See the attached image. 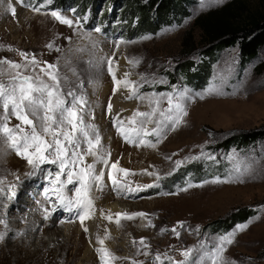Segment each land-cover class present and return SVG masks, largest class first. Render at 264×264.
Masks as SVG:
<instances>
[{
	"label": "rangeland",
	"instance_id": "rangeland-1",
	"mask_svg": "<svg viewBox=\"0 0 264 264\" xmlns=\"http://www.w3.org/2000/svg\"><path fill=\"white\" fill-rule=\"evenodd\" d=\"M229 1L199 0L190 8V17L179 25L161 28L154 34L142 31L126 39L119 34L96 32L98 27L86 29L80 23L82 18L68 11L60 13L73 20L71 27L53 18L50 11L35 12L18 0H0V60L23 64L25 59L19 53L24 52L28 59L34 56L40 66L45 62L56 64L61 77L66 78L61 81L62 90L74 91L87 100L86 122L98 129L103 149L111 154L110 164L118 161L119 168L134 173L125 177L110 164H96L97 171L104 168L105 176L102 190L93 187L90 193L94 204V214L89 219L94 229L90 240L75 214L57 206L55 194L48 191V174L54 176L57 166L44 164L32 174L26 160L0 140V264H100L95 250L100 246L97 237L106 235L110 238L105 240V246L117 257L112 264H156L157 254L162 264H170L165 255L171 258V264H197L221 237L210 234L208 226L224 222L244 209L251 210L252 216L222 235L235 232L233 243L224 246L223 260L264 264V140L243 148L231 147L227 152L212 150L231 136L264 130V68L257 71L264 64V48L256 59L241 67L237 46L221 50L205 81L185 83L190 89L183 85L177 90L175 83L182 77L178 73L173 76L185 61L179 52L183 37L191 32L193 18ZM245 1L251 8L259 3ZM9 2L16 9L15 16L7 10ZM100 13L101 8L96 16ZM113 21L119 25L117 19ZM192 33L197 42L199 30ZM49 44L53 45L51 49ZM109 57L114 61L117 79L123 80L128 73L127 79L135 82L136 95L132 99L127 98L129 88L122 87L113 94ZM193 60L200 63L197 57ZM0 67L6 69L7 65ZM207 67L210 69V63ZM22 71L39 74V68ZM172 77L175 83L170 82ZM8 78L0 76V82L7 83ZM169 93L181 97L187 115L175 130L165 126L159 142L155 136L145 137L156 145L154 148L137 147L118 135L113 126L117 114L127 125V118L134 112H150L157 107L149 103L150 98H155L160 103L154 119H160L159 111L169 106ZM109 100L111 115L107 111ZM131 105V112L125 114L123 107ZM18 123L9 116V127ZM146 127L151 129L155 124ZM177 161L181 162L179 167ZM93 162L91 156L85 158V163ZM189 164H201L203 174L190 171L180 177L171 194L144 195ZM108 171L132 189L154 186L132 192L114 190ZM216 178L229 182L212 183ZM43 189L47 197L42 196ZM65 195H75L73 185L65 189ZM115 202L129 208L114 212L106 207ZM136 212L146 216L121 219L119 225L115 222V213ZM101 213L112 214V221ZM181 222L183 227H178ZM245 223V230L235 231L237 225ZM141 238L147 248L139 244ZM187 249L193 252L186 260L182 252Z\"/></svg>",
	"mask_w": 264,
	"mask_h": 264
},
{
	"label": "snow or ice",
	"instance_id": "snow-or-ice-1",
	"mask_svg": "<svg viewBox=\"0 0 264 264\" xmlns=\"http://www.w3.org/2000/svg\"><path fill=\"white\" fill-rule=\"evenodd\" d=\"M18 2L27 6L25 0H18ZM50 3L51 0H44V3L39 6H33L32 10L40 12L42 8L47 7ZM7 10L13 16L16 15V9L11 2L8 3ZM50 15L69 27L74 23L73 20L64 17L59 11L53 10ZM76 23L79 24V21H76ZM95 31L100 32L101 29L96 28ZM118 46L119 42H117ZM47 47L51 49L53 45L49 44ZM19 54L25 59L23 64L0 60V66L7 65L6 69L0 67V76L7 75L9 77L7 83L0 82V110H2L0 112V140L8 144L17 156L26 160L33 169L32 174L44 164L57 166L58 170L54 176L52 173L48 174L51 185L48 191L55 194L56 205L74 213L76 219L80 221L81 227L87 232L88 229L84 226V222L94 214V204L90 193L93 187L102 190L105 176L104 168L97 171L96 164L109 166L111 154L103 149L98 129L93 124L86 122L87 100L84 96L77 95L76 92L71 90L67 93L62 90L61 81L66 78L61 77L57 65L45 62L44 66H40V62L34 56L28 59L27 53L20 52ZM113 63L111 57L107 58L108 73L114 83L113 94L115 95L122 87L129 88L130 93L127 98L132 99L136 95L135 82L127 79L128 73L124 74L123 80L117 79L112 66ZM29 68H39V74L22 71V69L27 70ZM139 98L144 99V97ZM180 98V96L174 97L172 93L167 94L169 106L166 110L159 111L160 119H154L160 100L150 98V105L155 104L157 107H152L150 112H134L131 117L127 118V125H125L124 120L114 117L113 126L116 128L118 135L127 143H133L137 147L154 148L156 145L147 141L145 137L155 136L157 142H159L165 126H170L175 130L182 122V117L187 115ZM107 111L111 115V100H109ZM9 116L15 117L20 123L15 127H9ZM151 123H154L155 127L148 129L146 125ZM82 145H86V147H82ZM88 156L93 158V163H85V158ZM198 158L193 157L192 159ZM118 163V161L111 163V169L123 173L125 177L134 174L127 169L119 168ZM180 164V161L176 162L177 167ZM149 174L155 175V173ZM107 177L111 181L114 190L123 191L126 189L128 192H132L154 186L145 185L143 188L138 186L136 189H132L127 184H122L113 171H108ZM211 182L226 183L229 181H221L216 178ZM205 183H208V181ZM69 185L74 186L75 192V195L71 198L65 195V189ZM53 210H55V207ZM101 215L103 216V213ZM145 216L146 214L142 212L115 213V222L119 225L121 219L132 220L136 217L143 218ZM103 218L111 222L113 216L109 214L103 216ZM178 227H183V223H179ZM247 227L248 224L246 223L240 224L237 225L235 231H243ZM172 231L179 236L176 228H173ZM234 235L235 232H232L219 237V243L207 251L197 264H235V261H224L222 255L225 251L224 246L233 243ZM109 238L108 235L104 238L97 237V244L100 246L95 250L100 264H112V261L117 259L111 250L105 246V240ZM135 243L134 241L133 244L135 245ZM139 244L144 248L148 247L143 238H141ZM192 252L193 249H187L182 252V255L187 260ZM144 255H148V253L145 252ZM164 258L169 260L171 264L170 257L165 255ZM155 262L156 264H162L159 254L156 255ZM180 264H185V261H181Z\"/></svg>",
	"mask_w": 264,
	"mask_h": 264
},
{
	"label": "trees",
	"instance_id": "trees-1",
	"mask_svg": "<svg viewBox=\"0 0 264 264\" xmlns=\"http://www.w3.org/2000/svg\"><path fill=\"white\" fill-rule=\"evenodd\" d=\"M199 0H51L40 12H71L80 19L86 29L98 27L105 35L119 34L126 39L136 37V33L154 34L164 27H172L190 17V8ZM44 0H25L26 7L33 9ZM25 6V5H24ZM101 8V13L96 16ZM88 15H87V14ZM119 14V15H118ZM86 15V16H84ZM85 17V18H83ZM117 19L119 25L112 24ZM191 32L183 37L179 55L185 59L181 66L173 71L182 77L175 83L182 88L185 83L203 82L210 75L211 65L217 61V54L227 48L238 47L240 67L259 56L264 48V0H259L256 8H251L245 0H230L217 9H212L193 18ZM199 30L200 39L196 42L193 30ZM114 33V34H113ZM120 36V37H121ZM195 57L200 59L197 64ZM210 63V69L207 64ZM202 67V69H201ZM264 68V64L257 71ZM206 78V79H204ZM190 89V88H188ZM193 90V89H192ZM264 140V130L241 133L231 136L212 149L227 152L231 147L243 148ZM201 164H189L151 188L144 195L156 193H173V186L180 182L191 171L198 176L203 174ZM249 209L233 214L224 222H216L210 226L209 233L222 236L233 229L237 223L246 221L252 216ZM208 230V229H207Z\"/></svg>",
	"mask_w": 264,
	"mask_h": 264
},
{
	"label": "bare ground",
	"instance_id": "bare-ground-1",
	"mask_svg": "<svg viewBox=\"0 0 264 264\" xmlns=\"http://www.w3.org/2000/svg\"><path fill=\"white\" fill-rule=\"evenodd\" d=\"M116 104V103H115ZM125 108L126 110L124 111L125 114H129L133 108V106H129V107H123ZM122 113V112H121ZM117 118V116L115 117ZM108 209H110L111 211H114V212H123V211H126L128 208H129V205H126V204H121V203H118V202H115L113 204H109L106 206ZM84 226L87 227L88 231L86 232L87 233V236L88 238L91 240L93 238V232H94V229H93V224L90 223L89 219L86 220L84 222ZM81 229V228H80ZM84 230V229H83ZM89 240V241H90Z\"/></svg>",
	"mask_w": 264,
	"mask_h": 264
},
{
	"label": "water",
	"instance_id": "water-1",
	"mask_svg": "<svg viewBox=\"0 0 264 264\" xmlns=\"http://www.w3.org/2000/svg\"><path fill=\"white\" fill-rule=\"evenodd\" d=\"M138 195V194H137Z\"/></svg>",
	"mask_w": 264,
	"mask_h": 264
}]
</instances>
